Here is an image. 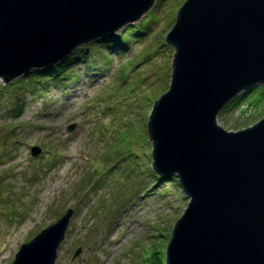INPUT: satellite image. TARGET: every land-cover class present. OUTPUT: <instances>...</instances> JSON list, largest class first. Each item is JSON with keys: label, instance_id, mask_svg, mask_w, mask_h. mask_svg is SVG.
<instances>
[{"label": "rangeland", "instance_id": "rangeland-1", "mask_svg": "<svg viewBox=\"0 0 264 264\" xmlns=\"http://www.w3.org/2000/svg\"><path fill=\"white\" fill-rule=\"evenodd\" d=\"M185 1L156 0L110 39L131 27L124 47L80 46L86 58L77 56L66 81L27 77L6 103L3 86L27 75L0 78V264H12L21 245L68 210L54 264H165L189 198L175 176L155 179L148 122L170 85L174 49L166 36ZM220 113L226 131L253 126L264 118V86ZM32 147L41 154L32 157Z\"/></svg>", "mask_w": 264, "mask_h": 264}, {"label": "water", "instance_id": "water-1", "mask_svg": "<svg viewBox=\"0 0 264 264\" xmlns=\"http://www.w3.org/2000/svg\"><path fill=\"white\" fill-rule=\"evenodd\" d=\"M155 2L0 0V78L10 83L110 40ZM166 43L172 74L149 116L152 167L189 198L166 264H264V118L235 132L217 123L233 99L264 86V0H186ZM72 214L23 244L12 264H54Z\"/></svg>", "mask_w": 264, "mask_h": 264}, {"label": "trees", "instance_id": "trees-1", "mask_svg": "<svg viewBox=\"0 0 264 264\" xmlns=\"http://www.w3.org/2000/svg\"><path fill=\"white\" fill-rule=\"evenodd\" d=\"M138 26V25H137ZM132 27H136V26H132ZM127 29H129L128 30V32H124V34H122L121 36H117L118 37V40H117V42H115V43H113L112 41H110V40H108V39H105V40H102L103 42H104V44L105 43H108L107 45H106V49H112V48H114V47H116V46H120V47H122L123 45H122V38L125 36V35H128L130 32V30H131V27H129V28H126V30ZM125 30V31H126ZM98 41H100L99 39H96V40H93V44L94 45H97L96 43H98ZM111 42V43H110ZM124 47V46H123ZM87 53V52H86ZM86 53H85V49H83V48H78V49H76L74 52H72L68 57H66L65 59H63L62 61H60V62H58L56 65H54L53 67H49V68H42V69H39V70H32L31 72H29V74L27 75V76H24V77H22V78H20L19 80H17L15 83H11V84H9L8 86H3V89H2V92L4 93V96H5V100H6V103H10V102H14L15 101V99L17 98V96L15 95V96H13V93H15V91L17 90V89H19L20 87H21V82L20 81H22L23 79H24V82H25V80H26V78L28 77V78H36V79H38L39 81H41V80H44L45 81V83H46V81H52V80H48V79H45V78H55V77H61L62 79H64L65 81L67 80V79H69L68 77L69 76H67V74H66V72H70V66H71V64H73V61L77 58V56L78 55H80V54H85V58H86ZM84 61L86 62V60L84 59ZM43 83H39V85H42ZM24 85V84H23ZM261 86H255V87H253L252 89H250V90H248V91H246V92H244V93H242V95H240L239 97H237V98H235V99H233L227 106H225V110H226V108H229V107H231V106H234V105H236L237 103H239L240 102V99L241 98H243L244 97V95H246V94H249V93H251V91H253V90H255V89H257V88H260ZM9 93V97L7 96V94ZM4 99V98H3ZM223 113V112H222ZM222 113H220L218 116H220ZM154 171V170H153ZM155 172V171H154ZM156 174V173H155ZM154 173H152L151 172V176H156ZM158 176V175H157ZM156 176V180L158 181V182H162V183H164L165 181H167V180H171L172 179V177H160V176H158L157 177ZM154 179V180H155ZM155 180V181H156ZM156 181V182H157ZM158 264H163L161 261H159L158 262ZM166 264V263H165Z\"/></svg>", "mask_w": 264, "mask_h": 264}, {"label": "bare ground", "instance_id": "bare-ground-1", "mask_svg": "<svg viewBox=\"0 0 264 264\" xmlns=\"http://www.w3.org/2000/svg\"><path fill=\"white\" fill-rule=\"evenodd\" d=\"M175 24V23H174ZM174 26V25H173ZM173 48V47H172ZM34 70H39V69H34Z\"/></svg>", "mask_w": 264, "mask_h": 264}]
</instances>
